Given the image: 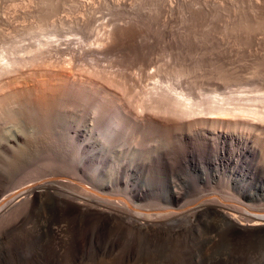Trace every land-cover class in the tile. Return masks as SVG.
I'll return each instance as SVG.
<instances>
[{
  "label": "rangeland",
  "instance_id": "1",
  "mask_svg": "<svg viewBox=\"0 0 264 264\" xmlns=\"http://www.w3.org/2000/svg\"><path fill=\"white\" fill-rule=\"evenodd\" d=\"M43 40L45 43L42 44ZM34 46L37 49L34 54L42 57L39 62V56L35 58L32 55L33 60H38V64L43 61V64L34 66L32 60L27 66L26 58H30L27 50L32 47L34 49ZM17 56H21V60L25 58L26 64L23 60L22 63L20 59L16 60ZM11 58L24 64V67L18 65L23 71L20 67L14 68L15 65L14 69L10 68L12 72L15 70L14 74L18 72L16 69L20 70L14 76L10 70L7 72L8 68L4 69V63L11 62ZM0 63L4 64V67L0 66L7 73H1L0 69V171L8 170L6 172L10 173L5 174L8 179L0 178V193L7 194L10 193L9 190L16 191L52 172H59L49 162L29 164V155L38 158L45 153L55 156L67 153L72 158L71 161H76L84 158L81 149L87 144L98 151L108 147V154L112 159L124 162L146 160L147 152L141 148L136 138L127 143V153H123L120 150L123 144L112 134L106 136L104 131L96 129L92 120L80 121L77 115L69 117L71 122H77L84 129L85 133L80 138H76L66 127L68 120L56 123L54 115L58 107L57 99L62 97L63 92L65 98L68 96L67 105L74 102L85 104L87 97L76 94L82 90L88 94L90 92L91 105H112V101H115L129 110L135 108L134 111L141 110L137 107H141L143 101L147 104L156 99L159 103L160 94L162 99L168 94V100L165 101V97L163 100L167 102L165 105H171L170 101L175 103L177 100L186 103L193 112L192 114L190 111L191 119V115L201 114L200 109L205 108L202 106L212 107L211 110L214 107L213 112L219 107L215 112L221 111L222 116L229 115H224L223 112L227 111L224 108L229 107H237V110L238 107L248 109L251 106L256 111L262 109L263 114L264 0H0ZM96 73L100 79H97ZM73 79L75 80L72 82ZM120 84L123 90L116 88ZM67 87L72 93L66 91ZM161 90L164 91L161 93ZM173 90H177L178 95ZM150 96L154 100L150 101ZM210 98L213 100H209ZM216 102H219L217 108V105L213 106ZM197 105L201 108L198 109ZM191 107H196L195 110L200 112ZM90 113L91 116L94 115V109ZM156 113L158 128L154 143L156 142L157 149H176V155L170 154L157 163L154 177L157 182V213L164 205H170L159 201L164 199L171 183L176 181L188 193L183 199L185 204L182 201L188 208L196 205L194 201L200 194L214 193L218 197L216 202L220 200L233 206L234 210L229 212L240 219L238 221L243 225L253 220L254 216L250 214L264 217V198L245 199L240 196L239 191L228 186V170H221L220 178L214 182L215 171L208 172L207 168L210 166L205 163L209 158L206 155L211 149L203 142L195 141V165L192 166L187 160L183 161L185 157L181 156V151L191 149L169 136L172 125L181 121H177V118L174 120L171 114ZM233 115L231 118L235 116ZM65 116L68 117V114ZM243 116L242 118L251 117ZM197 128L201 127L198 125L195 129ZM245 128L238 126L236 130L247 136L259 149L260 157L256 158V163L263 164L264 133ZM58 134L65 146L55 153L46 139L58 138ZM17 136L21 139L10 142ZM5 145L8 147L6 152L3 150ZM211 157H214L213 151ZM23 159L27 160L24 162ZM201 169L208 172V182L201 178ZM94 172L95 168H91L92 181L95 178ZM101 179L104 183L109 182L106 175L100 176ZM96 183H99L98 180ZM253 184L246 191H264V186ZM26 205L24 203L12 207L13 209L9 208L0 217V264H264V228L252 226L240 230H225L218 226V221L222 219L212 213L182 216L183 221L179 223L182 231L173 233L162 230L150 240H140L130 229L122 227L119 222H112L103 228L97 247L81 244L74 247L75 241L91 239L95 220H87L81 230L77 218H60L56 229L46 236L39 230L46 219L43 222L32 219L27 213ZM179 224L177 226L181 227ZM86 226L88 227L85 228ZM39 239L44 244L36 246L35 242ZM8 252L13 255L12 260L9 259Z\"/></svg>",
  "mask_w": 264,
  "mask_h": 264
},
{
  "label": "bare ground",
  "instance_id": "2",
  "mask_svg": "<svg viewBox=\"0 0 264 264\" xmlns=\"http://www.w3.org/2000/svg\"><path fill=\"white\" fill-rule=\"evenodd\" d=\"M37 42L39 43L40 41H37ZM43 43H45V41L42 42V44ZM53 43H55V42H53ZM52 44H51V46H52ZM30 45H32V44H30ZM36 46H37L36 48H38L37 44H36ZM55 46H56V44H55ZM47 47H49V46H47ZM66 47H67V45H66ZM32 49H33V47L30 49L28 48V50H27L29 52L28 57H30L28 60L26 58V62L28 61L27 66L30 65L29 61L32 62V60L34 58L32 55H35L37 52V49L35 50V46H34V49L33 50ZM27 51L25 53L26 55H27ZM30 52H31V55H30ZM44 52H46V51H44ZM42 54H43V52H42ZM46 55H47V52H46ZM38 56L39 55H35V58H37ZM41 57H42V55H41ZM41 57L39 56V58H38L39 62H40ZM51 57H53V56H51ZM6 58H7V56H6ZM16 58H18L16 60H19L21 58V56L20 57L17 56ZM8 59H10V58H7V60ZM13 59L11 58V60H12L11 62H6V63H4L5 61L3 62L6 67L2 66V65H4L3 63L2 64L0 63L1 66L4 67V69L8 68L7 72L10 70L11 67L13 68L14 65H15L14 68H19L20 66L24 67V64H26V63H24L25 58H24V60L22 58L23 61L20 59V62L22 61L24 63L23 65L20 64V62L13 60ZM8 61H10V60H8ZM35 61H37V62H35ZM35 61L33 60V62H32L34 66L36 64H37V66L43 64L42 60H41L42 62L40 64H38L39 63L38 60H35ZM59 62H61V61H59ZM59 62H58V64H59ZM71 64H74V63H72V61H71ZM18 65H20V66H18ZM48 65H50V63ZM68 65H70V64H68ZM1 66H0V69L2 70L3 68H1ZM61 66L62 65H60V67ZM22 67H20V69ZM25 68H26V65H25ZM64 70H66V67ZM5 71L2 70L1 73L5 72ZM13 71L14 72L11 71L13 73L12 74L13 76L20 72L19 69H16V71H18L16 74H14L15 70H13ZM11 72H9V74ZM98 74H97V76H98ZM5 75H7V73ZM100 76H102V74ZM109 76H111V75H109ZM75 77H77V76H75ZM94 78H97V77H94ZM103 78L105 79V77H103ZM103 78H101V79H103ZM1 79H3V78H1ZM97 79H100V77L98 76ZM104 79H103V81H104ZM149 79H151V78H149ZM22 80H23V78H22ZM74 80L75 79H73L71 81L73 82ZM108 80H107V83H110V82H108ZM114 80H116V78ZM114 80H112V82ZM88 81H89V79H88ZM91 81H93V79ZM98 81H100V80H98ZM121 81H123V80H121ZM86 82H87V80H86ZM116 82H117V80H116ZM96 83L98 84L99 82H96ZM117 85H115V86H117ZM120 86H121V84L116 88L117 89L120 88L119 90H123V89H121ZM122 86L125 87L124 89H126L125 85H122ZM55 88L59 89L60 87H55ZM72 88H75V86L74 87L72 86ZM100 88H102V87H100ZM100 88H99V94H100ZM156 88H157V86H156ZM160 88L164 89V87H160ZM61 89H62V87H61ZM67 89H68V87L66 88V91H68V92L71 91V90H67ZM47 91L44 92L46 95H48L46 93ZM162 91H164V90H161L160 92L162 93ZM169 91H171V90H169ZM173 91H175V90H173ZM41 92H43V91H41ZM96 92H97V90H96ZM160 92H159V94H160ZM176 92H177V90L175 91V93ZM63 93L61 94L63 98L62 97H60V98L58 97V99L56 98L58 100V107H56L55 115H54L56 123L62 122L63 119L68 120L69 123L68 124L66 123V127L69 129V131L76 138H80L85 133L84 129H82L80 124H78L77 122H74V121L71 122L69 117L77 115V117L79 118L80 121L92 120L93 122H95L94 124H95L96 129L104 131L106 136H109L112 134V136H114L116 138V140H118V142L123 144V145H121V148H120V150L123 153H127V148H128L127 143H129L132 138H136V140H137L138 144H140L141 148L147 152L146 160H143L140 162H124V161L119 160V159H112V157H110L108 154V152H109L107 149L108 147L105 148V150H103V151H98L96 149H92L87 144L83 145V148L81 149V152H82V150L84 152V158H80L76 161H71L72 158L69 157V155L67 153L61 154L58 156L45 153V154H42L38 158H34V156L29 155V157L27 158L28 160L25 159V160L29 161V164H36V163L41 162V161L49 162L51 164H54L55 169H57L59 172H57V171L52 172L51 174L46 175L43 178H41L40 179L41 181L39 180V181L35 182V180H34L35 183L30 182L29 185L26 184L25 186L20 187L16 191H13L14 189L13 190L11 189L12 192L9 190L10 193H7V194L6 193H0V217H3L2 215L4 213H6V211L9 208H12V207L26 203L27 204L26 205L27 213L29 212L28 215H30L32 219L36 218L37 220L42 221V222H43V219H46L39 229L40 231H43V233L46 236H48V234L52 233L56 229L55 226L57 224H59L58 221L60 218H64L66 220L72 219V218H77V222H78L81 230H83V227H84L85 222L87 220H90V219L95 220V228L93 230L91 239L90 240L86 239L82 242H79V241L76 242L75 241L73 243L74 247H79L80 244L83 246L91 245L92 247H97L98 246V238L101 235L103 228L107 224L112 223V222H119L122 227L130 229L133 233H135L137 235V237H139L140 240H148V239L150 240L154 234L156 235L157 232H160L162 230H170L173 233H178V232L182 231V229H183L182 226L179 224L180 222L183 221L182 216H185L187 214L189 215L190 213H193L194 215H197V216L201 215L203 213H212L214 215H217L220 217V219H222V220L218 221V226H220L221 228H223L225 230L226 229H229V230L232 229L231 231H233L235 229L240 230V228H249L252 226L264 228V217L263 216L262 217L256 216V214H250V215L254 216L255 220L253 218V220L249 221L248 224L243 225L242 223H240V221H238L240 219H238L234 214L229 212L230 210L231 211L234 210V209H232L233 206L226 203V202L225 203L220 202V200H219V202H216L215 199L218 197L215 196L214 193L213 194H209V193L200 194L197 197V199L194 201V203H196V205L194 204L195 206H192L193 205L192 204L191 205L192 207L188 208V206L184 205L185 203L183 201L184 197H186L188 195V193H187V191L185 192L184 187L176 181H173L171 183L170 189L168 191H166L164 199L159 201V202L164 201L165 203H169L170 205L169 204H168L169 206L164 205L165 207H162L160 209V212L157 213V210H158L157 208L159 207V206L157 207V201L158 200L156 201V198H155L157 196V189L155 187L157 182L155 181V178H154L156 175V172H157L158 161L161 160L162 158L170 155V154L176 155V152H175L176 149H173V148L168 149V147L166 146L168 150H160V149H157L158 147L156 145V142L154 143V140L157 139L156 135H157V128H158L157 127V121L158 120H157V116H156L157 113L156 112H162L164 114H171L170 116H174L173 119L177 118L176 119L177 121H178V119L181 121L180 123H177L174 121V123H177V125H172L173 128L169 127L170 128V130H169L170 135L169 136L170 137L172 136L173 138H175L176 141L179 140V141H181V143L182 142L185 143L191 149V150H187V151H181L182 152L181 156L185 157L182 159L183 161L187 160L189 164H192V166L195 165V163H196V161H195V157H196L195 154L196 153L194 151L195 141L196 140L201 141V142H203V144L207 145L211 149L206 155L209 158L206 160L205 163H207L210 166L207 168L208 172L212 173L215 171V174L213 175V177H214L213 179H214L215 183L217 181V178H220V176H221L220 171L221 170H228L229 171V175L227 176L229 178L228 186H230L231 188L233 187L237 191H239L240 196H242L245 199L253 198V197L256 199H263L264 198V191H259V190L246 191L247 188H249L253 183L259 184V186L260 185L264 186V163L263 164L261 162L256 163V161H257L256 158L260 157V155H259L260 151L250 141V139L247 138V136L245 137V135L241 134L240 132H238V130H236L238 128V126H242V127L245 126L246 128L253 129L251 131H254V129H255L258 131L260 130L264 133V113L262 114V111H261L262 109L259 110L260 112L256 111V110H254L255 108L254 109L251 108V106L249 105L250 103L248 105L250 106L251 109L250 108L247 109V107L246 108L242 107V109L241 108L239 109V107H238L237 110H235L237 107H235V109H233L234 107L233 108H230V107L224 108L222 106L223 104H220L222 106V108H224V110L227 109V111L222 110L223 112H225L224 115L225 114H227V115L231 114L230 116L228 115L229 117L226 115H225L226 116L225 117V116H222L223 114L221 115V113H222L221 111L215 112L219 109L217 103H219L221 101L220 100L219 102H216V104H213V106L217 105L216 108L218 107V109L215 110L214 112H213L214 107L212 110H211L212 107H209V106L208 107L202 106L205 108L203 109L200 107L201 108L200 109L198 106L199 105L201 106V104L197 105L198 109H200L201 112L198 109H196V110L198 112H200L201 114L198 116L197 113H194V114H197V115H194L197 117L194 118V116L191 115L194 118V119L193 118L191 119L190 114H191L192 110H189L190 108L186 106L187 105L186 103L184 104L182 102L183 103L182 104L181 101L177 100V101H175V103H174V101H170V103L172 102L171 105L169 104L170 106L165 105V104H167V102L165 103V101L168 100L166 97L168 94L167 95L165 94L166 96H164L166 98L165 101H163L164 97H163V99H162V97L160 98V96H161V94H160V96L158 97L160 99L159 103L157 101H155L156 99H155L154 95H153V97L155 100L153 99V97H151L152 96L151 95L150 101L154 100L155 102L154 101L151 103L147 102V104H146L145 101L142 100L144 102L143 103L141 101L143 103V104L141 103L142 106L137 107V109L141 108V110L140 111L139 110L134 111L135 108L134 109L132 108L133 110L132 109L129 110L124 105L117 103V102L115 103V101H112V102H114L112 105H106L105 103H104V105H91V98L89 95L90 92L88 94V92L86 93L85 91L83 92L82 90L77 91L76 94L78 93V95H85L87 97V100H86L87 102L85 104H82L80 102L75 104V102H74V104L67 105L68 96L65 98L66 95H65V93L64 94ZM70 93H72V91ZM92 93H93V91H92ZM169 93H171V92H169ZM41 94H43V93H41ZM73 94H74V92H73ZM73 94H71V95H73ZM114 94H116V93H114ZM112 95H113V92H112ZM162 95H164V94H162ZM169 95H171V94H169ZM177 95H178V92H177ZM108 96H110V95H108ZM133 96H134V94H133ZM180 96H182V95H180ZM263 96H264V93H263ZM83 98H84V96H83ZM111 98H109V101ZM114 98H116V96ZM145 98H147V97H145ZM176 98H175V100H176ZM222 98H220V99H222ZM261 98H264V97H261ZM261 98H259V100H261ZM128 99H130V97ZM161 99H162L163 104H161ZM169 99H171V98H169ZM256 99H258V98H256ZM78 100H80V99L78 98ZM106 100H108V99H106ZM196 100H198V99H196ZM209 100H213V98L212 99L210 98ZM109 101H108V103H109ZM147 101H149V100H147ZM189 101H191V100H189ZM251 101L253 102V100H251ZM130 102H132V101H130ZM121 103H122V101H121ZM200 103H202V101ZM222 103H224V102L222 101ZM258 103H260V102H258ZM195 104H198V103H195ZM207 104H208V102H207ZM188 105H190V104H188ZM210 105L212 106V104H210ZM260 105H262V104H260ZM263 105H264V103H263ZM263 105H262V107H263ZM232 106L233 105H231V107ZM256 106H259V104L258 105L256 104ZM226 107H227V105H226ZM191 108L194 111H196L195 110L196 107L195 108L191 107ZM93 109H94V115L92 114V116H94V117H92L90 115L91 114L90 112ZM230 109H233V110H230ZM257 110H258V108H257ZM52 113H54V111ZM92 113H93V111H92ZM202 113H203V115H202ZM65 114H68V117H66ZM192 114H193V112H192ZM160 115L161 114H159V116ZM232 115L234 117L231 118ZM243 115H246V116L249 115L252 117V119H251V117L249 118L248 116H247V118H242ZM164 116H166V115H164ZM164 116H162V117H164ZM238 116H240V117L238 118ZM246 116H243V117H246ZM188 119H190V120H188ZM167 121H165V122H167ZM162 122H164V121H162ZM62 123H64V122H62ZM198 125L201 128L195 129V127H197ZM166 128H168V127H166ZM244 131H246V130H244ZM247 131H248V129H247ZM258 131H257V133H258ZM166 137H167V135H166ZM20 139H21V137L17 136L16 138L11 139L10 142H16ZM46 142L48 145H50L54 148L53 152H55V153H57L58 150L60 148H62V146H65V145H63L65 143H63L64 141L59 134H58V138L48 137L46 139ZM69 148H71V146H69ZM3 150H5V152H6L8 150V147L5 145L3 147ZM212 151L214 153V157H211ZM177 153H179V152H177ZM22 158H23V156H22ZM25 160H24V162H25ZM12 164L14 165V163H12ZM91 168H95V172H94L95 178L93 179V181L91 180V174H90ZM11 170H12V168H11ZM15 170H17V169H15ZM6 171H8V170H6ZM6 171L5 170L0 171V178L3 177V178L8 179L7 175L10 173L6 172ZM3 172H4V174H3ZM208 172L204 169L200 170L201 178L207 182L209 181ZM5 174H7V175H5ZM105 175L109 177V182H107V183L102 182V179L100 180V176H105ZM9 176H11V175H9ZM96 179L99 182L98 184L96 183V181H97ZM257 181H258V183H257ZM224 191H226V190H224ZM216 200H218V199H216ZM182 201L184 204L182 203ZM144 202H149V204H143ZM160 204H162V203H160ZM145 209H147V210H145ZM190 216H192V215H190ZM178 224L181 227L177 226ZM87 227L88 226H86L85 228H87ZM77 230L78 229H76V231ZM186 231H188V229ZM1 240H0V243H1ZM35 243H36L35 245L37 246L38 244H42V243L44 244V241L42 239H39ZM8 254H9L8 255L9 259L12 260L13 255H11L10 252H8ZM128 256H130V254ZM10 260H8V261H10Z\"/></svg>",
  "mask_w": 264,
  "mask_h": 264
}]
</instances>
